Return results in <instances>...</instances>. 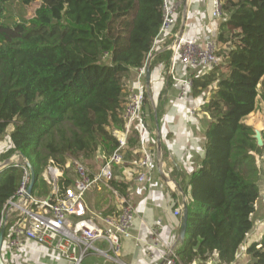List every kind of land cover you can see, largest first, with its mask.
<instances>
[{"label": "trees", "instance_id": "trees-1", "mask_svg": "<svg viewBox=\"0 0 264 264\" xmlns=\"http://www.w3.org/2000/svg\"><path fill=\"white\" fill-rule=\"evenodd\" d=\"M9 1L0 0V146L7 145L0 161L25 156L35 176L33 196H48L43 173L51 160L64 165L74 158L90 167L97 154L104 162L118 146L112 131L124 124L127 81L152 51L165 0H39L33 17L11 25L3 21ZM222 10L216 39L222 61L191 73L190 97L210 123L201 164L188 179L187 228L177 250L182 264L215 257L216 264H232L255 227L260 197L264 144L245 120L257 110L264 82V0H222ZM180 26L178 16L173 31ZM174 40L168 37L166 44ZM171 56L170 49L158 53L151 68L169 65ZM139 141L135 127L129 158ZM23 176L21 164L0 170V230L4 206ZM109 184L126 195L125 181ZM247 252V264H264V234Z\"/></svg>", "mask_w": 264, "mask_h": 264}, {"label": "built area", "instance_id": "built-area-1", "mask_svg": "<svg viewBox=\"0 0 264 264\" xmlns=\"http://www.w3.org/2000/svg\"><path fill=\"white\" fill-rule=\"evenodd\" d=\"M179 3L164 1V17L160 31L155 39L152 51L147 57L145 64L134 70L135 82L128 88V97L122 118L123 127L114 129L113 135L118 141V146L105 159L98 170L93 171L85 163L71 158L64 165L50 161L43 176L50 185V193L43 199H37L31 195L25 201L24 194L31 181V171L27 166V158L22 154L20 161L13 158V164H21L24 168L22 183L17 191L16 197L10 199L4 206L1 219V228L11 224L9 238L7 241L10 258L6 264H35L25 257V251L29 247L28 241L52 250L58 258L66 264H83L85 258L91 253L102 255L109 261L117 264H128L121 259L122 239L131 237L134 220L139 216L127 195L121 194L109 183L115 178V168L132 164V171L139 182H152V171L150 168V126L144 113L146 95L149 93L146 82V68L151 63L154 55V47L160 37H174L178 32L173 28L179 15ZM214 18L223 17L222 0H214L212 13ZM175 41V40H174ZM174 41L167 45L166 49L172 51L169 71L175 74L178 61L186 68L196 67L207 72L211 67L219 64L217 51L219 44L217 40L206 31L203 36L183 37L178 46ZM192 87L191 75L183 79L178 99L187 103ZM190 113L194 109L189 107ZM139 129V145L134 149L133 158H126V149L129 137L134 128ZM7 145L0 146V153ZM264 159V152L262 157ZM67 168L74 172L66 174ZM74 180L67 182L74 176ZM104 184L108 186L120 204L119 213L112 215H101L89 211L86 201V193L95 185ZM182 209H175V215H182ZM161 220H157L154 226H150L151 242L149 244L147 264H182L179 260L177 250L179 238L163 239L160 236ZM104 245V246H103ZM193 264H213L193 263Z\"/></svg>", "mask_w": 264, "mask_h": 264}, {"label": "crops", "instance_id": "crops-1", "mask_svg": "<svg viewBox=\"0 0 264 264\" xmlns=\"http://www.w3.org/2000/svg\"><path fill=\"white\" fill-rule=\"evenodd\" d=\"M168 1L180 4L178 16L181 17V24L182 22L185 24L184 37L194 35L202 37L203 31H206L217 39L221 30L222 18H214L212 15L214 0ZM167 40V37L159 38L153 50L154 58L166 49ZM169 65L165 66L159 62L155 65L156 67L151 68L148 101L145 103L144 113L151 130L149 141L152 182L149 184L137 181L131 163L115 168V178L128 183L126 195L139 214L134 220L131 237L122 239L121 259L128 264L149 262L148 251L151 242L149 227L154 226L158 219L162 221L160 236L163 239L178 238L183 211L179 216L175 215V209H182L183 202L185 201L186 204L190 199L188 179L191 173L199 168L205 152V132L210 118L201 110L195 98L189 97L187 103L178 99L183 79L194 71L201 73L204 71L196 67L186 68L182 63H178L175 74L171 75ZM154 75H157L156 80ZM134 82L135 72L133 71L127 81L128 88ZM155 82L156 87H154ZM210 95L211 91H208L206 96ZM189 107L195 112L190 113ZM161 155L163 161L160 160ZM126 158L131 160L133 157L129 158L126 154ZM258 165L261 179L259 182L260 197L256 202L253 215L255 227L247 235L232 264H247L251 258L247 252L248 247L258 242L264 234V161L261 162L259 159ZM108 188L104 184H99L86 193L89 211L101 215H104L103 211H107V215L119 213L120 204L113 192L110 193L108 201H103V194H106ZM99 200L102 201L101 205ZM10 227V223L3 227L1 256L5 264L10 258V250L7 247ZM27 243L29 247L25 251V257L30 262L66 264L52 250L43 245H38L33 241ZM210 262L216 264V257ZM83 264L117 263L107 260L100 254L91 253L85 258Z\"/></svg>", "mask_w": 264, "mask_h": 264}, {"label": "rangeland", "instance_id": "rangeland-1", "mask_svg": "<svg viewBox=\"0 0 264 264\" xmlns=\"http://www.w3.org/2000/svg\"><path fill=\"white\" fill-rule=\"evenodd\" d=\"M39 5H40L39 0H34L30 4H25V3L21 2L20 0H11V1L7 2L5 5V12L3 15V21L9 25L13 24L16 21L27 22L31 17L34 16L35 11L39 7ZM217 55L220 59L219 63H221V61H222V57H221L222 46L221 45L219 46V50L217 51ZM156 76L157 75H154L155 80H156V78H155ZM154 87H156V82L154 84ZM260 88H261V96L259 97V100H258V108L255 111V113L252 116H249L245 121H246V123L249 122L250 125H252L254 127L255 132H256V130L260 131L261 137H262L263 142H264V137H263V135H264V82L261 84ZM154 94H155V91H154ZM147 95H149V93ZM5 140H6L5 144H7L8 143V134L5 136ZM97 156H99V154H97ZM97 156L93 161H91L92 166H90V167L93 171L98 170L99 167L102 165V162H103L102 159L97 157ZM260 160H261V162L264 161V159H261V158H260ZM66 174L72 175V174H74V172L71 168H69V170L67 171ZM74 177H75V175L71 177L72 180H74ZM35 197L37 199H43L46 196H41V197L35 196Z\"/></svg>", "mask_w": 264, "mask_h": 264}, {"label": "water", "instance_id": "water-1", "mask_svg": "<svg viewBox=\"0 0 264 264\" xmlns=\"http://www.w3.org/2000/svg\"><path fill=\"white\" fill-rule=\"evenodd\" d=\"M184 29H185V24H184V22H182V24L180 26V29L178 31V35L176 36L175 41H174V43H175L176 46H178V44L180 42V39L184 35ZM150 80H151V67H150V63H148L147 68H146V82H147V84L150 83ZM255 138L257 139V143H258L259 146H262L264 144L263 139L261 137L260 131L256 130V132H255ZM162 158L163 157L161 155V157H160V160L161 161H163ZM10 164H13V158L12 157L7 158V159H5L3 161H0V170L2 168H4V167L10 165ZM27 166L30 168V171H31V181H30V184L27 187L26 193L24 194L25 201H28L29 198H30V196L33 195V185H34V181H35V176H34L33 168H32V165H31V163H30L29 160H27ZM187 218H188V210H187V206L185 205L184 206V209H183V215H182V225H181L180 232H179V236H178L179 242H182L183 239H184V237H185L186 228H187ZM3 230H4V228L2 227L1 230H0V264H5V262L3 261L2 256H1V246H2V240H3Z\"/></svg>", "mask_w": 264, "mask_h": 264}, {"label": "bare ground", "instance_id": "bare-ground-1", "mask_svg": "<svg viewBox=\"0 0 264 264\" xmlns=\"http://www.w3.org/2000/svg\"><path fill=\"white\" fill-rule=\"evenodd\" d=\"M15 159H16L17 161H20V160L22 159V156H20V155H16V156H15Z\"/></svg>", "mask_w": 264, "mask_h": 264}]
</instances>
